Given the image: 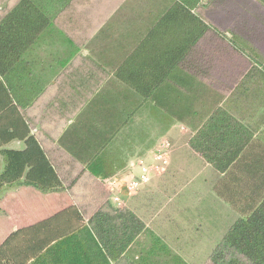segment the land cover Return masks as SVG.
I'll list each match as a JSON object with an SVG mask.
<instances>
[{
	"label": "trees",
	"instance_id": "16d2710c",
	"mask_svg": "<svg viewBox=\"0 0 264 264\" xmlns=\"http://www.w3.org/2000/svg\"><path fill=\"white\" fill-rule=\"evenodd\" d=\"M82 1L0 0V217L20 215L18 228L0 239V264H186L133 211L111 204L104 188L132 157L125 141L144 142L150 119L154 140L140 157L182 124L191 151L220 179L218 197L234 210L201 264H264V0H99L120 5L109 22L146 27L136 49L114 63L82 57L70 43L68 58L43 59L50 37L90 22L77 11ZM43 67L61 71L47 82ZM55 84L50 103L65 123L90 105L84 146L72 148L91 155L71 157L97 180L87 190L91 203L68 200L72 186L64 187L27 123V111ZM12 141L23 149H6ZM19 189L60 194L2 203Z\"/></svg>",
	"mask_w": 264,
	"mask_h": 264
},
{
	"label": "crops",
	"instance_id": "0c3cea01",
	"mask_svg": "<svg viewBox=\"0 0 264 264\" xmlns=\"http://www.w3.org/2000/svg\"><path fill=\"white\" fill-rule=\"evenodd\" d=\"M93 3H85L84 0L78 5V13L81 14V17L87 18L90 22L82 24V30L78 27L75 32L73 27H68L69 31L65 34V37H50L49 39V48L46 50V54L43 53V59H47L48 62H53V58H68V54L72 53L73 48L70 47V43L76 48L80 46L78 51L82 57H87L93 60L101 59V61H114L129 56L133 49L139 45V39H141V34L144 33L146 27L139 24L140 21H122V20H113L109 22L108 19L115 15L120 9L119 4H105L100 3L99 0H92ZM96 1V2H94ZM65 26H68V24ZM77 51V50H76ZM44 55L48 56L45 57ZM39 71V70H37ZM61 70L59 68H51L47 70L45 67L40 72L41 76L48 82L52 80ZM112 74V73H111ZM110 74V75H111ZM64 79V77H59L57 83ZM56 83V84H57ZM55 86H49L45 93L39 98V100L34 104V106L27 111V123L31 130V134L38 136L40 138V145L47 149V157L58 167L59 171L62 174L61 179L66 182L64 187L72 186V192L69 194L67 190L64 191V194L68 195V200L71 203H75L77 198L81 201H87L91 203L94 199L93 195L90 194V186L95 185L97 180H94L87 176L83 172L85 170L84 166L81 164H74V160L71 156H75L77 159L83 161L90 157L91 151L89 149H73L72 145L80 144L84 146L83 135H82V125L87 124V119L91 115V111H88L87 107L89 102L81 108L79 114L72 120H69L65 123V119L60 117L58 114V109L51 106V101L55 97L57 91ZM99 91V90H98ZM99 93V92H97ZM90 106V105H89ZM55 108V110H54ZM115 114H109L106 120L110 116ZM139 120L136 117L134 119V124H138ZM145 140L141 144L136 141L131 142L128 139L125 141L126 148L133 150L131 152L132 157L129 158L127 165L122 169L117 175L113 176L110 179H107L105 184V191L112 197L113 193L118 196L120 200L127 201L123 207L129 208L133 211L139 219L143 221L145 227L149 229L156 237H158L165 247L173 253L174 255L180 257L186 264H196V255L193 253L185 252L183 247V239L180 237L183 235L180 233L184 227H188L182 219L177 218V214H173L167 218L160 219L158 223H152L151 216L154 210H150V201L151 199L157 197L155 190L152 189V185L157 182V188L160 189V186L164 184V180L171 176V174L176 171L175 165L171 162L166 167L165 172L157 176V178H152L148 183L142 185L135 195L128 196L124 192V184L134 178H137L135 175L138 174L137 169H131L130 163H133L142 157L150 158L149 149H146L140 157L141 147L148 145L151 141L154 140V129L152 127V119L145 122ZM74 126L76 131H71V127ZM176 126H180L184 129L186 137H176V134H173ZM149 127V128H148ZM79 132V133H78ZM78 133V134H77ZM191 137L189 130L182 124H174L164 135H161L157 138L156 143L161 140H167L173 149H170L171 161L173 159H178V157L183 158V162H186V165H192L196 163L198 167L212 171L210 165L205 163L196 153L191 151L188 146V139ZM104 140L100 141L102 143ZM123 139H120L119 142H122ZM86 142V141H85ZM129 144V146H128ZM183 144L186 145V148H182ZM24 143L22 141H12L5 145L6 149L9 150H22ZM181 147V148H180ZM71 149L73 155H70L68 152ZM172 152V153H171ZM128 155V154H127ZM129 157V156H128ZM146 158L145 160H147ZM191 160V162H187ZM180 166V165H179ZM195 166V165H194ZM76 167V168H75ZM174 170H171L173 169ZM173 175V174H172ZM133 176H135L133 178ZM159 178V179H158ZM110 180L115 182V190L110 192L108 190L107 183ZM84 190H80V189ZM60 193H51L46 195H40L33 193L30 189H19L7 193L2 199V203L14 201L17 203L27 202L28 199H32L35 203H40L42 201H48L54 196ZM86 195V196H85ZM27 198V200H26ZM98 198V197H96ZM111 204H113L111 202ZM114 205V204H113ZM161 205V204H159ZM116 206V205H115ZM160 210V209H159ZM45 213L44 211H40ZM46 217V216H44ZM41 217V218H44ZM20 218L18 212H9L8 214H3L0 217V239L1 237L7 236L13 230L18 228L16 222ZM40 218V219H41ZM178 220V222H177ZM175 231L178 234H175ZM147 248L149 246H146Z\"/></svg>",
	"mask_w": 264,
	"mask_h": 264
},
{
	"label": "rangeland",
	"instance_id": "374dc122",
	"mask_svg": "<svg viewBox=\"0 0 264 264\" xmlns=\"http://www.w3.org/2000/svg\"><path fill=\"white\" fill-rule=\"evenodd\" d=\"M173 132L176 137H186L184 129L180 126H176ZM158 142L160 141L158 140ZM156 145L149 149L151 156L154 154L153 151ZM182 148H186V145L183 144ZM142 158L147 165H152L150 158ZM146 158L148 159L145 160ZM183 158L185 157L180 156L178 159L175 158L171 161V156L168 154L166 162L168 164L171 162L177 166L176 171L164 180L165 182L160 186V189L157 188V182L152 185L157 197L150 201L149 209L154 210L153 212L156 211L150 218L151 220L153 218L152 223L155 224L160 219L177 214V218L182 219L181 222L183 221L188 226L180 231L183 234L180 238L185 241L183 243L184 250L196 255V264H201L203 259L220 241L227 228L234 222V210L228 203H224L218 197L216 190L213 188L218 186L220 179L216 178L212 171L202 169L196 163L186 165V162L182 160ZM187 162L189 163L191 160ZM171 170H174V168ZM163 173L151 172L149 181ZM138 175L139 172L135 176L138 178ZM114 195L113 193L110 200L117 206L118 204L112 200ZM116 195L118 196V193ZM125 204H127V201L120 200L118 206H124ZM175 234L178 233L175 231Z\"/></svg>",
	"mask_w": 264,
	"mask_h": 264
},
{
	"label": "built area",
	"instance_id": "2783aa9c",
	"mask_svg": "<svg viewBox=\"0 0 264 264\" xmlns=\"http://www.w3.org/2000/svg\"><path fill=\"white\" fill-rule=\"evenodd\" d=\"M171 146L167 140H161L157 143L154 154H150V159L152 161V165H147L145 161L139 159L133 163H130L131 169H137L139 172V177L136 179H132L124 184V192L128 196L135 195L138 189L149 181V174L154 172L156 174L163 173L166 167L168 166V162H166L168 158V154H170ZM108 190L112 192L115 190V182L114 180H110L107 183ZM112 200L120 204V198L117 195H114ZM117 205V206H118Z\"/></svg>",
	"mask_w": 264,
	"mask_h": 264
}]
</instances>
